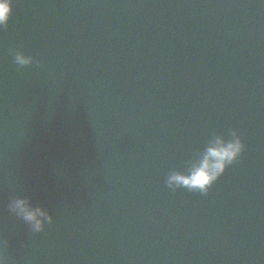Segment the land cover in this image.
Here are the masks:
<instances>
[{
    "label": "water",
    "instance_id": "95a60500",
    "mask_svg": "<svg viewBox=\"0 0 264 264\" xmlns=\"http://www.w3.org/2000/svg\"><path fill=\"white\" fill-rule=\"evenodd\" d=\"M232 129L207 194L167 186ZM16 196L52 223L33 233ZM0 241L7 264H264V0H14Z\"/></svg>",
    "mask_w": 264,
    "mask_h": 264
},
{
    "label": "clouds",
    "instance_id": "9594fccd",
    "mask_svg": "<svg viewBox=\"0 0 264 264\" xmlns=\"http://www.w3.org/2000/svg\"><path fill=\"white\" fill-rule=\"evenodd\" d=\"M14 0H0V28L8 26L12 15ZM15 63L27 66L35 61L31 55H25L17 50L14 55ZM245 145L236 129L230 130L228 136L213 134L202 151L187 161L183 170L173 169L166 178L170 189L187 188L189 191L207 194L210 187L233 164L244 151ZM9 210L21 217L33 233L43 231L47 224L52 223L53 217L41 206L33 205L27 197L16 196L9 203ZM5 241H0V264H7L3 254Z\"/></svg>",
    "mask_w": 264,
    "mask_h": 264
}]
</instances>
